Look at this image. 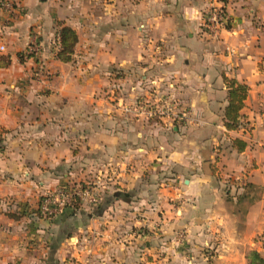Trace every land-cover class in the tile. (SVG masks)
Segmentation results:
<instances>
[{
    "label": "crops",
    "instance_id": "1",
    "mask_svg": "<svg viewBox=\"0 0 264 264\" xmlns=\"http://www.w3.org/2000/svg\"><path fill=\"white\" fill-rule=\"evenodd\" d=\"M15 1L9 24L0 15V264L264 258V0ZM58 22L77 36L68 62ZM224 78L248 88L235 130ZM156 95L185 120L122 111ZM79 182L96 205L38 215L43 194Z\"/></svg>",
    "mask_w": 264,
    "mask_h": 264
},
{
    "label": "built area",
    "instance_id": "2",
    "mask_svg": "<svg viewBox=\"0 0 264 264\" xmlns=\"http://www.w3.org/2000/svg\"><path fill=\"white\" fill-rule=\"evenodd\" d=\"M18 4L15 0H0V15L4 22L9 24L18 14ZM223 8L213 6L206 13L204 28L211 34H217L226 24ZM29 53L36 52V45L29 46ZM0 50H3L0 47ZM122 111L134 113L144 120L158 121L164 126H171L175 122L185 120L187 112L177 110L176 102L170 96L156 95L150 98H139L132 105H122ZM98 187L88 183L66 184L58 189L43 194L37 207L38 215L43 219H53L64 210L78 205H96Z\"/></svg>",
    "mask_w": 264,
    "mask_h": 264
},
{
    "label": "trees",
    "instance_id": "3",
    "mask_svg": "<svg viewBox=\"0 0 264 264\" xmlns=\"http://www.w3.org/2000/svg\"><path fill=\"white\" fill-rule=\"evenodd\" d=\"M58 50L55 54L60 62H68L73 55L77 43L75 32L67 26L57 23L56 29ZM10 63L8 56H0V68L7 67ZM227 88V106L224 109L223 124L227 130H235L239 126V112L246 98L248 88L236 80L224 78ZM237 149L241 151L245 144L239 140L234 141ZM246 264H264V258L256 251H249L245 256Z\"/></svg>",
    "mask_w": 264,
    "mask_h": 264
},
{
    "label": "water",
    "instance_id": "4",
    "mask_svg": "<svg viewBox=\"0 0 264 264\" xmlns=\"http://www.w3.org/2000/svg\"><path fill=\"white\" fill-rule=\"evenodd\" d=\"M117 196L123 197V194L122 193H117Z\"/></svg>",
    "mask_w": 264,
    "mask_h": 264
},
{
    "label": "rangeland",
    "instance_id": "5",
    "mask_svg": "<svg viewBox=\"0 0 264 264\" xmlns=\"http://www.w3.org/2000/svg\"><path fill=\"white\" fill-rule=\"evenodd\" d=\"M43 219V218H42ZM45 220H47V219H45Z\"/></svg>",
    "mask_w": 264,
    "mask_h": 264
}]
</instances>
